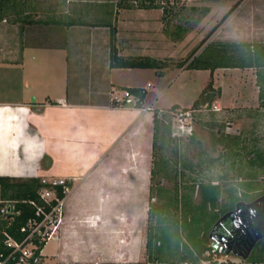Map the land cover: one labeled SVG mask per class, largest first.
<instances>
[{
	"label": "crops",
	"instance_id": "obj_1",
	"mask_svg": "<svg viewBox=\"0 0 264 264\" xmlns=\"http://www.w3.org/2000/svg\"><path fill=\"white\" fill-rule=\"evenodd\" d=\"M116 2L64 0L66 9L45 12L35 10L33 0L0 3V176L72 180L62 235L71 233L79 212L89 233L97 227L110 230L103 260L78 259L64 236L56 240V264L144 261L141 242L118 234L130 228L122 208L78 203L83 197H121L132 188L130 180L144 182L151 162L153 112L114 105L109 94L122 87L144 88V81L153 90L150 80L164 77L166 68L161 74L111 68L112 48L118 56L160 60L176 51L175 39L162 30L160 9H123ZM145 90L143 105L156 109ZM142 183L135 188L143 190Z\"/></svg>",
	"mask_w": 264,
	"mask_h": 264
},
{
	"label": "rangeland",
	"instance_id": "obj_2",
	"mask_svg": "<svg viewBox=\"0 0 264 264\" xmlns=\"http://www.w3.org/2000/svg\"><path fill=\"white\" fill-rule=\"evenodd\" d=\"M237 1L160 0L167 13L162 20V30L167 38L175 39L176 51L171 52L170 59H161L166 64L164 77L158 81L150 80L153 90H149L146 81L142 82L144 88L149 90L147 101H152V106L156 108L151 107L150 112L161 114L157 118L165 122L160 127L155 149V160L161 168L157 177L162 185L172 188L176 183L181 194L192 195L194 204L199 203V184L210 182L218 186L216 203L207 209L200 227L201 233L207 236L213 233L217 220L233 210L237 203L253 202L264 195V99H258L259 83L264 85V82L257 78L254 69L215 70L212 88L204 100L199 101L191 118L184 122L182 133L176 134L173 113L190 109L210 81L209 71L180 69L177 64L187 57ZM63 2L33 0L38 12L66 9ZM153 13L156 15L157 11ZM6 15H9L8 11ZM229 40L264 42V0H242L209 38L213 42ZM172 106L177 108L170 109ZM146 165L144 182L130 180L132 188L121 197L107 194L105 197H83L78 202L85 208L93 204L122 208L129 217L130 228L120 230L118 234L129 242L136 239L139 244L141 242V259H144L148 170L152 168V162ZM137 183L143 184V190L135 188ZM76 205V202L72 203L71 209ZM77 216L73 220L71 233L64 235L65 240L77 251L75 256L78 259L103 260L108 252V246L104 244L105 234L110 230L97 227L94 233H89L84 228L85 215L79 212ZM207 222L208 227L204 228L203 224ZM64 225L59 239L64 237ZM74 242L78 245L73 246ZM260 245L264 246V240ZM132 248L130 244L129 254ZM58 249L56 240L47 241L41 250L43 261L38 264H56ZM217 259L225 264H248V258L244 260L232 254L221 255Z\"/></svg>",
	"mask_w": 264,
	"mask_h": 264
},
{
	"label": "trees",
	"instance_id": "obj_3",
	"mask_svg": "<svg viewBox=\"0 0 264 264\" xmlns=\"http://www.w3.org/2000/svg\"><path fill=\"white\" fill-rule=\"evenodd\" d=\"M241 1L238 0L233 4L219 23L199 41L182 62L177 64L180 69L205 70L210 73V81L202 90L199 99L191 106L192 109L198 106L200 100H204L212 88V75L217 69H254L257 72V78L264 82V42L209 41L212 33L226 20ZM161 2L160 0H117L116 5L123 9H161V19L163 20L167 13ZM51 22L54 23V21H45V24ZM109 62L111 68L152 69L157 74H161L160 70L166 67L165 62L160 59L133 55L118 56L114 48L111 50ZM263 86L259 83L260 93L258 99L260 100L264 99ZM120 89H127L132 94L137 95L139 97L137 105H143L146 96L145 88L122 87ZM176 108L177 106H172L170 109L174 110ZM163 123H165L164 120L158 119L155 112L153 114L152 168L149 172L144 261L125 264H201L203 262L207 264H225L217 259L218 256L228 254L224 243H220L222 235L212 233L211 236H207L201 233L200 229L207 209L213 207L216 203L218 186L210 182L199 184V203L194 204L192 195L181 194L176 183L173 184L172 188H167L162 185L157 177L161 168L158 167L155 160V149L157 148L158 133ZM167 129H169V125ZM39 188L40 183L37 178L21 179L0 176V200L8 201L14 212L11 218L0 220V231H7L17 240L22 238L19 229L28 218L33 216V209L27 202L36 199ZM208 224L209 222L203 224L204 228L208 227ZM213 242H218L221 245L220 250L215 252L214 258L209 252L210 245ZM0 253L3 255L7 253V249L1 243ZM41 257L40 254V259ZM247 262L248 264H264V246L260 245L258 250L248 257Z\"/></svg>",
	"mask_w": 264,
	"mask_h": 264
},
{
	"label": "built area",
	"instance_id": "obj_4",
	"mask_svg": "<svg viewBox=\"0 0 264 264\" xmlns=\"http://www.w3.org/2000/svg\"><path fill=\"white\" fill-rule=\"evenodd\" d=\"M110 102L117 106H130L144 113L151 111V106H138L139 97L127 89H113ZM194 109L177 110L173 113L174 131L182 133L184 122L191 118ZM160 117L161 114L157 113ZM40 188L35 200L28 201L33 209V216L20 227V240L5 230L0 231V243L7 249L6 255L0 253V264H38L40 263L41 246L49 240H58L64 223L66 199L72 189V180L65 178H39ZM8 201L0 200V220L9 219L13 215ZM44 244V245H43ZM43 248V247H42ZM221 245L213 242L209 252H215Z\"/></svg>",
	"mask_w": 264,
	"mask_h": 264
},
{
	"label": "flooded vegetation",
	"instance_id": "obj_5",
	"mask_svg": "<svg viewBox=\"0 0 264 264\" xmlns=\"http://www.w3.org/2000/svg\"><path fill=\"white\" fill-rule=\"evenodd\" d=\"M235 208L236 205L233 210ZM261 227H264V199L255 202L250 208L240 206L233 215L228 216L218 223L213 230V234L222 235V238L225 240L224 247L227 248L228 254L238 256L242 259L239 254H244L246 251L248 242L254 237L253 231L255 228ZM263 240L264 238L255 243L251 253Z\"/></svg>",
	"mask_w": 264,
	"mask_h": 264
},
{
	"label": "water",
	"instance_id": "obj_6",
	"mask_svg": "<svg viewBox=\"0 0 264 264\" xmlns=\"http://www.w3.org/2000/svg\"><path fill=\"white\" fill-rule=\"evenodd\" d=\"M261 199H264V196L256 199L255 201H253L251 203H248V204H245L243 202L237 203L235 210L225 213L222 217H220L217 220L216 224L214 225V227L212 229V232L215 229V227L218 225V223H220L223 219L227 218L228 216L233 215L239 209L240 206H243L244 208H250L255 202H257ZM253 232H254V237L250 239V242H248V244L246 246V251L244 252V254H239L242 257V259H244V260L247 259L248 256L250 255L251 250L253 249L255 243L257 241H259L260 239L264 238V227L255 228V230ZM210 236H211V234H210ZM224 242H225V240L223 238H221L220 243L223 244Z\"/></svg>",
	"mask_w": 264,
	"mask_h": 264
},
{
	"label": "snow or ice",
	"instance_id": "obj_7",
	"mask_svg": "<svg viewBox=\"0 0 264 264\" xmlns=\"http://www.w3.org/2000/svg\"><path fill=\"white\" fill-rule=\"evenodd\" d=\"M4 110H0V114H2ZM0 119H2V115H0Z\"/></svg>",
	"mask_w": 264,
	"mask_h": 264
},
{
	"label": "clouds",
	"instance_id": "obj_8",
	"mask_svg": "<svg viewBox=\"0 0 264 264\" xmlns=\"http://www.w3.org/2000/svg\"><path fill=\"white\" fill-rule=\"evenodd\" d=\"M21 111H23V109Z\"/></svg>",
	"mask_w": 264,
	"mask_h": 264
}]
</instances>
